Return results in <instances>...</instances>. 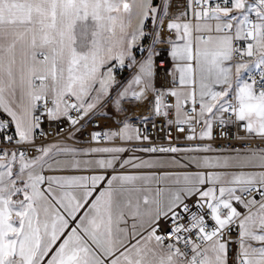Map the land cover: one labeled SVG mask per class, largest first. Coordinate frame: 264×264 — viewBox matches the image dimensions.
I'll return each mask as SVG.
<instances>
[{
  "label": "snow or ice",
  "instance_id": "1",
  "mask_svg": "<svg viewBox=\"0 0 264 264\" xmlns=\"http://www.w3.org/2000/svg\"><path fill=\"white\" fill-rule=\"evenodd\" d=\"M0 264H264V0H0Z\"/></svg>",
  "mask_w": 264,
  "mask_h": 264
},
{
  "label": "built area",
  "instance_id": "2",
  "mask_svg": "<svg viewBox=\"0 0 264 264\" xmlns=\"http://www.w3.org/2000/svg\"><path fill=\"white\" fill-rule=\"evenodd\" d=\"M127 74H128V73H126L125 75H127ZM105 123H107V121H105ZM52 127L55 128L56 125L53 124ZM63 127H64L63 125L60 126V130H61V131H63ZM93 127H95V125H94V124H90V125H89V130H90L91 128H93ZM159 127H160V125L157 124V129H159ZM47 130L50 132V134L54 135V133L52 132V129H47ZM150 134L153 136V140H152L153 143H166V142H167V141L164 139V133H163L162 131H158V130H150ZM77 139H78V140H79V139H85V140H86V139H87V130L83 133L82 136L78 135ZM69 142H72V141H69ZM181 143H184V141H181ZM216 143H217V144L223 143V139H218V140L216 141Z\"/></svg>",
  "mask_w": 264,
  "mask_h": 264
}]
</instances>
